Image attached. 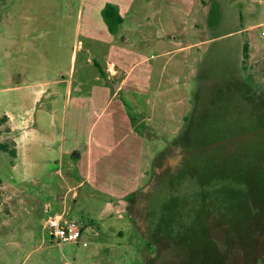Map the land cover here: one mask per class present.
<instances>
[{"label":"rangeland","instance_id":"obj_1","mask_svg":"<svg viewBox=\"0 0 264 264\" xmlns=\"http://www.w3.org/2000/svg\"><path fill=\"white\" fill-rule=\"evenodd\" d=\"M0 143V264H264V0H0Z\"/></svg>","mask_w":264,"mask_h":264},{"label":"crops","instance_id":"obj_2","mask_svg":"<svg viewBox=\"0 0 264 264\" xmlns=\"http://www.w3.org/2000/svg\"><path fill=\"white\" fill-rule=\"evenodd\" d=\"M106 28V27H105ZM107 30L110 31L109 27H107ZM113 36V34L111 35ZM111 38V37H110ZM113 39V38H112ZM111 39V40H112ZM114 46V49H117V46L116 45H113ZM74 57L76 58V54L75 52H73ZM125 59V54H119V57L117 58H114V59H109L107 61V63L105 64L104 68H102L103 70H101V73H99L100 76H98V78L100 77V79L103 78V82H106L108 84H111L114 89H113V94H118L120 92V90L123 89L124 85H125V82H126V76H119L122 72L120 71L121 69V65H119V63H123V60ZM87 60H91L89 57H87ZM96 62H94L95 64ZM96 76V77H97ZM118 77V78H116ZM112 82H116V86L113 85ZM65 83L64 84V93H63V98H64V104H68L70 101H71V95H72V88H71V85H70V81L67 79V78H63V79H54L53 80V83ZM57 91H54V89H52L51 91V94L53 96H56L57 95ZM8 116V115H7ZM11 120H13V117L12 116H8ZM15 128V127H14ZM135 139H132L131 141L134 142V141H137V140H141L142 139V136L140 135H137L136 137H134ZM17 141V140H16ZM137 142H141V141H137ZM88 159H91V166H92V162H93V159H92V154L89 155V158ZM96 165L95 166H99L100 165V162H95ZM86 171V172H85ZM80 172L82 173H86L85 175L88 176L89 174V163L87 162L86 164V170H84L83 166L80 164ZM81 183V181L79 182V184ZM115 192V191H114ZM115 193H121V191H116ZM62 198L64 197V195L61 196ZM86 232V231H85ZM84 232V233H85ZM65 264H69V262H65Z\"/></svg>","mask_w":264,"mask_h":264},{"label":"built area","instance_id":"obj_3","mask_svg":"<svg viewBox=\"0 0 264 264\" xmlns=\"http://www.w3.org/2000/svg\"><path fill=\"white\" fill-rule=\"evenodd\" d=\"M43 223L60 241L81 242V237L86 231V226H82L72 218L65 217L63 213L48 216Z\"/></svg>","mask_w":264,"mask_h":264},{"label":"trees","instance_id":"obj_4","mask_svg":"<svg viewBox=\"0 0 264 264\" xmlns=\"http://www.w3.org/2000/svg\"><path fill=\"white\" fill-rule=\"evenodd\" d=\"M102 15L104 20L112 30L113 24L121 22V16L118 13L117 7L112 3H106L102 8ZM243 57L246 59L248 57V44L244 43L243 47ZM0 149L8 151L12 156L16 155V147L9 148L7 144L0 143Z\"/></svg>","mask_w":264,"mask_h":264},{"label":"water","instance_id":"obj_5","mask_svg":"<svg viewBox=\"0 0 264 264\" xmlns=\"http://www.w3.org/2000/svg\"><path fill=\"white\" fill-rule=\"evenodd\" d=\"M112 83H113V85H114V86H116V85H117V84H116V82H112Z\"/></svg>","mask_w":264,"mask_h":264}]
</instances>
